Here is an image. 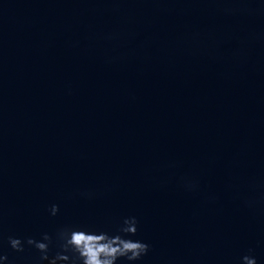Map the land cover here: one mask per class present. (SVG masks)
<instances>
[{"label":"water","instance_id":"obj_1","mask_svg":"<svg viewBox=\"0 0 264 264\" xmlns=\"http://www.w3.org/2000/svg\"><path fill=\"white\" fill-rule=\"evenodd\" d=\"M132 216L136 264H264V0H0V253Z\"/></svg>","mask_w":264,"mask_h":264},{"label":"clouds","instance_id":"obj_2","mask_svg":"<svg viewBox=\"0 0 264 264\" xmlns=\"http://www.w3.org/2000/svg\"><path fill=\"white\" fill-rule=\"evenodd\" d=\"M190 190L196 185L188 183ZM52 216L59 213V205L50 208ZM139 233V221L136 217H126L114 234L106 231H89L83 228L65 226L59 229L55 236V242L59 251L50 255L53 236L44 233L41 239L29 237L26 240L9 237L8 244L15 252L25 251V244L35 248L40 253V259L48 264H118L126 260L129 264L147 256L150 246L139 239H134ZM0 261L7 264L8 257L0 253ZM243 264H257L256 259L250 253L242 257Z\"/></svg>","mask_w":264,"mask_h":264}]
</instances>
